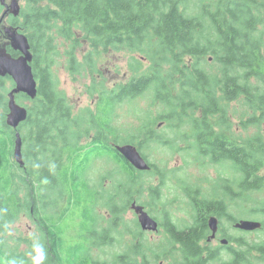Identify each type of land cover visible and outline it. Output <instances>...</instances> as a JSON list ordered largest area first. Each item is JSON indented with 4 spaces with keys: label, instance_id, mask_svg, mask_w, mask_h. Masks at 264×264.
Listing matches in <instances>:
<instances>
[{
    "label": "flooded vegetation",
    "instance_id": "obj_1",
    "mask_svg": "<svg viewBox=\"0 0 264 264\" xmlns=\"http://www.w3.org/2000/svg\"><path fill=\"white\" fill-rule=\"evenodd\" d=\"M10 16L12 17L13 14L9 10L4 21L0 24V34L3 33L5 25L9 23L8 18ZM82 23L84 21H78V24ZM75 29H79L78 33L74 30V37L77 40L80 39L81 41L82 34H85V39L81 41L80 46L86 44V51L84 56L81 59L77 58L74 60V63L88 74L104 76L103 72L98 69L105 56L101 49L105 47L100 46L97 47L98 50H95L92 42L94 36H91L81 26L75 27ZM123 47L128 50L129 57L134 54L138 55L135 58L133 56V62H130L129 71L136 75L135 78L142 79L148 73L155 74L157 72L156 76L159 79L164 77L166 80L164 83L159 82L156 87H149L138 94L142 95L146 92H148V96L152 94L158 102V106L164 109L163 112H166L162 114L163 112L159 111L158 116H151L149 111L141 108V114H148L149 119L146 122H141V125L135 129L137 133L134 136L129 137V135L122 136L119 134V131L114 126V115L118 104L129 100V98L117 99L113 104V108H111L113 99L100 103V93L108 90L113 96L119 97L123 94L122 92L125 88L132 84L135 79L133 78L134 76L123 84L112 86L109 89L106 87L101 89L99 100L95 103L94 109L84 110L81 116L73 114V108L70 104V108L62 106L64 111L60 117L62 119H74V121L67 125L69 130H66L64 121H60L58 124L60 128L58 140L59 162L56 164L46 163L43 173L44 177L36 183L37 185L42 183L43 186L44 184L51 186L46 188L51 200L43 203L38 202L39 204L37 203L36 206L41 210V213L35 212L34 207H32L30 214L33 223L38 225L42 233V249L48 257L46 260L47 264L65 263V252L72 251L79 245H84L85 248L89 249L93 264H111L112 262L109 259L106 262L103 258V255L108 254L109 248L121 245L122 241L127 243L129 240L137 243L138 247L143 246L147 236L155 237L153 233H163L164 239H168L171 242L172 249H175L172 251L174 253L170 259H164L171 264H231L239 262L242 248L240 239H244V233L260 231L243 230L238 228L236 223L242 218L253 219L242 216L239 206L242 199L246 200L247 193L257 191L256 188L244 190L242 187L252 186L256 181V176L263 178L262 186L264 185V162L261 163L257 171L252 169L256 164V157L253 154L257 151H264V148L255 147L257 133L254 130L248 133V137L243 138L240 136V127L235 130L230 123L227 125L224 123V119L228 118L224 114H202L203 106H208V90L200 81L199 74L208 76L210 69L206 64H208L209 60L212 61L216 57L215 54L208 53L210 45L207 29L205 27L204 29L198 28L192 32L188 51L181 55L180 63L176 67L170 59H158L156 62L158 66L153 67L155 63L152 61L150 54L147 52L148 56L141 54L144 53L142 47H137L136 50L128 45ZM214 47V45H211V48ZM217 48L219 49L218 46ZM105 49H109V51H105V54H111V50L120 49V47L108 46ZM92 55L99 58H92ZM169 55L167 53L161 57L166 58ZM148 62L150 66L144 69V63ZM105 94L109 96L108 93ZM219 94L221 95V90ZM110 112L111 114L109 115ZM69 113H71L70 116ZM250 118H248V121L250 120L249 125L253 126L256 123L255 116L252 119ZM178 123H185L187 129L186 138L193 139L194 143L191 144V147L189 145L186 147L184 145L175 147V150L186 149L192 153H197L203 161L217 165V176L211 178L210 190H204L189 180L184 185L177 186L174 183L170 185L168 181L163 179L164 173L161 172L159 165L151 162L145 153L147 145L153 141L171 146L170 140L172 139L169 133H174V127ZM164 125L171 128L173 132L165 131L163 129ZM247 138L252 141V145L242 148V143L245 144ZM84 139H88V141L84 142ZM199 139H202V141ZM102 142H105L108 146L107 152L101 150L100 144ZM124 144L135 145L141 155L147 160L150 168L139 169L129 161L118 149V146ZM80 146H87L83 150H88L89 152L91 147L96 148L97 146L98 152L104 155L101 157L100 155L95 156L94 159L97 161L102 159L106 162L109 160L111 169L115 167L114 169H117L118 173L124 175L127 180H129V176H136L137 183H140L142 177L146 174H150L151 177L156 176L158 183H153L156 188L152 192L149 189L146 191L152 196V199L155 201L159 197L161 201L170 196L175 198L183 196L185 209L179 210L178 214H175L174 211H166L164 207H161L160 202L140 203L135 193L122 195L124 189H122L120 184L107 185L106 181L108 179L102 182L101 190H99L97 183H100L101 180L93 181L91 177L93 162H90L89 166H87V155L84 156L82 154L81 156L79 150L75 152ZM214 147L216 148L214 149ZM221 148L222 150H220ZM218 149L221 151L218 154L220 157L216 158L206 154L208 151H216ZM94 153L96 152L94 151ZM242 153L244 154L243 160L246 162L243 161L245 170L241 167ZM196 158L198 157L196 156ZM51 167H56L54 173L49 172ZM83 168H85L84 177L80 179L78 175H81ZM247 169H249V173ZM50 174H54L55 179L44 181L45 176ZM72 176L73 179L71 178ZM171 176H173V173ZM29 182L31 184H29L28 190L32 194L34 192L32 187L33 180ZM54 182L55 185H53ZM80 182L88 185L90 195L89 199H86L87 202L95 204L97 202L105 203L106 201L104 207L107 209L101 212L103 214V224L100 225L99 223L96 205L94 212L88 215L90 219L87 224L84 223L87 217L85 213L91 212H84L79 207H74L72 210L71 208H65L67 198L61 197L65 192V187H68L67 192H73L75 189L69 185H78ZM208 185L209 183L206 180L203 186L206 187ZM171 186L173 187L171 188ZM117 201H122V203L117 204L115 211H113L114 204ZM207 201L221 202L225 209L219 207V211L207 213L204 215L206 219L202 220V212L197 207H200L199 203ZM134 203L141 205L153 217L157 224L156 230L143 229L139 222V213L132 207ZM160 207V211H153L155 208ZM129 208L135 214L134 221H136L137 226V233L131 235L127 232L126 221H123V219L128 218ZM212 217L217 219L215 235H213V230L210 227V219ZM192 229H194L193 239L195 241L193 242L197 252L187 254L186 252L190 251L189 248L194 250L191 244ZM149 232H152L151 234L153 235H149ZM235 234H241V236L236 237ZM245 246L246 251L249 249V253L244 264H253L251 263L253 245L250 247L248 243H245ZM158 263L162 264V259ZM142 264H150V261L144 260ZM240 264H242L241 261Z\"/></svg>",
    "mask_w": 264,
    "mask_h": 264
},
{
    "label": "trees",
    "instance_id": "obj_2",
    "mask_svg": "<svg viewBox=\"0 0 264 264\" xmlns=\"http://www.w3.org/2000/svg\"><path fill=\"white\" fill-rule=\"evenodd\" d=\"M23 5L20 15L12 16L7 24L19 29L29 38L33 53L31 64L39 82V90L34 99L22 92L16 94L17 101L23 103L24 100H30L33 105L28 106L27 119L17 129H13L7 123V116L9 114L8 93L15 83L10 76H0V231L12 223L19 213L31 214L32 207L35 212H39L41 210L36 204L51 200L46 192V188L51 186L36 183L44 177L46 163L59 162L60 128L58 124L64 121L66 130H69L67 125L74 121V119L60 117L64 111L62 106L64 105V108H70V106L66 96L57 88L52 65L56 60L55 56L58 55L59 38L66 36L71 39L75 27L81 26L94 36L92 42L95 50H98L97 47L100 46L107 48L128 45L134 50L142 47L155 63L153 67L158 66L156 63L158 59H170L176 67L180 63L181 55L188 51L192 32L205 27L210 45L208 53L215 54V61L221 67V75L218 74V76L223 74V80L220 81L211 71L208 76L199 74L200 81L208 90V106H203L202 114H224L221 104L238 99L240 96H244L248 103L255 107L257 113L264 114V37L263 31L260 30V24L264 23V0H198L196 1L198 8L195 12L190 11L189 7L192 5L189 0H23ZM3 9L4 5L0 0V14ZM78 21H84V23L78 24ZM207 23L208 27L205 25ZM211 45L215 47L211 48ZM3 46L13 56L20 54L10 42ZM167 53L170 54L168 57H161ZM67 54L72 59L71 62H74L75 55L72 50H68ZM156 73H148L142 79L135 78V75L132 84L128 85L119 97L113 96L108 90L101 91L100 103L113 99L111 104L113 108L117 99L136 98L143 90L152 86L156 87L159 82L164 83L166 81L164 77L159 79ZM253 77L257 79L255 86L252 83ZM4 78H7L5 83ZM17 131L20 132L23 142L22 165L14 157ZM199 140L202 141V139ZM249 140L247 138L246 143H242L241 147L252 145V141ZM85 147L87 146H81L80 151ZM255 147L264 148V139L259 133L256 134ZM91 149L96 152L94 157L104 155L98 152L97 146ZM218 150L208 151L206 154L217 158L220 157L218 154L221 153L222 148ZM253 155L256 157V164L253 167L250 166L253 171H257L264 162V151H257ZM243 157L242 153L241 167L245 170ZM92 160L93 158H88V162ZM55 169L56 167H51L49 172L54 173ZM84 172L85 168L82 169L81 175H78L80 179L84 177ZM247 172L249 173V169ZM71 178L73 179V176ZM49 179L54 180V174L45 176L44 181ZM128 179L137 181L136 176H129ZM31 180H33L34 190L32 194L28 190ZM262 180L263 178L256 176L252 186L242 187V189L261 190L264 187ZM69 186L75 191L67 192L68 187H65L61 197L67 198L66 208L79 207L84 212H91L85 213L87 217L84 223L87 224L90 219L88 215L94 212L97 203L86 201L90 195L86 183L80 182L78 185L70 184ZM199 206L197 209L202 212V220L206 219L204 215L207 213L219 211V207L225 209L221 202L213 201L199 203ZM259 213L264 214L262 211ZM261 220L263 226L260 231L264 236V219L261 218ZM193 236L194 229L191 231V244L194 250L189 248L190 251H187V254L197 252ZM244 243L248 242L241 240L239 262L231 264L246 262L249 249L242 257L246 250L243 248ZM252 248L264 255L263 240L258 241ZM139 250L142 251V248ZM133 254L137 255L138 251L133 249L128 253L130 259L134 261ZM124 257L125 254L120 255V258ZM64 259L63 264H93L91 252L84 245H79L72 251H66ZM120 260L124 261V264H134L133 261L127 263L124 259ZM0 264L30 263L24 259L22 253H17L16 250L0 243Z\"/></svg>",
    "mask_w": 264,
    "mask_h": 264
},
{
    "label": "rangeland",
    "instance_id": "obj_3",
    "mask_svg": "<svg viewBox=\"0 0 264 264\" xmlns=\"http://www.w3.org/2000/svg\"><path fill=\"white\" fill-rule=\"evenodd\" d=\"M6 1L9 3L11 0ZM196 1L198 0H189V3L192 5V7L189 8L192 12H195L196 8H198L196 6ZM19 4L20 8L22 9L24 6L23 0H19ZM1 15L2 13L0 14V17ZM8 20H11V16L8 18ZM7 25L11 26L9 24ZM205 25L208 27V23ZM74 30L76 33L79 31V29ZM74 30V35L71 39L67 38L66 36H61L59 38L58 55L55 56L56 60L52 66L58 90L66 96L68 103L73 108V114L75 116H81L84 113V110L94 109L95 103L99 100L98 97L101 89L104 87L109 89L112 86L123 84L135 76V74H132L129 71L130 62H133V56L135 58L138 55L134 54L129 57V54L127 53L128 50L123 46H120V49L111 50V54H105V51H109V49L102 48L101 50L105 56L102 59L98 70H101L104 76L100 77L99 74H88L84 72L83 69L78 67L74 62H71L72 59L67 54L68 50H72L76 60L77 58L81 59L86 51V44L80 46L81 41L85 39V34H82L81 41L80 39L77 40L74 37ZM260 30L263 31L264 37V23L260 24ZM4 33L5 32L3 31V34H0V42L2 45H6L9 42L7 35L5 36L6 33ZM141 54L148 56L146 51ZM91 57L99 58L95 55H92ZM149 66V62L144 63V69L148 68ZM206 66L209 67L210 71L213 72V75L217 76L220 81L223 80V74L222 76H218V74L221 75V67L215 61V59L212 61L209 60ZM4 79H6L4 83L7 82V78ZM252 83L254 86L257 84L256 77H253ZM14 87H12L11 90ZM17 102L25 107L33 105V102L30 100H24L23 103L20 101ZM221 106L223 107L224 116L228 117L227 119H224V123L226 125L230 123L235 130L240 127L241 137H248V133L254 130L255 133L261 134L264 139V114H259V112L257 113L255 107L250 105L244 96H240L238 99H235L232 102L225 101L224 104H221ZM141 108L145 111H149L151 116H158L159 111L163 112L164 110L162 107L158 106V102L154 99L152 94L148 96V92L138 95L136 98L133 97L130 100L119 103L114 115V126L116 127L117 131H119V134L122 136L129 135V137H132L137 133V130L135 129L141 125V122H146L149 119L148 114H141ZM254 116L256 123H254L253 126H250V120L248 121V118L251 117L250 119H252ZM163 129L167 132H173L171 128L167 127V125H164ZM186 130L185 123H178L177 126L174 127V133H169V136L172 139L170 142L172 143L171 146L173 149L171 146L153 141L147 145L145 153L151 162L157 163L159 165L161 172L164 173L163 179L168 181L170 185L171 183H174L177 186L184 185V183L188 182L189 180L204 190H210V183L212 180L211 178L217 176V165L203 161V159H200L197 153H192L186 149L175 150V147H182L183 145L185 147L188 145L191 147V144L194 143L193 139L186 138ZM83 141L86 142L88 139H84ZM100 145L101 150L107 152L108 146L106 143L102 142ZM78 150L81 156L83 154L84 156L87 155L88 158H93L91 163L93 162L94 165L92 167L91 177L93 181L101 180L100 183H97L99 190H101L102 182H104L105 179H108V181H106L107 185L112 184L114 186L116 183H118L122 186V189H124L122 195L127 193H135L140 203H149L154 201L152 196H150L146 191L149 189L152 192L156 188L153 185V183H158L156 176L151 177L150 174H146L142 177L140 183H137L136 180L130 181L127 180L124 175L119 174L118 170L114 169L115 167H112L111 169V166H109V160L107 161L108 164L102 159L99 161L95 160V153L92 149H90L91 151L89 152L88 150L80 151L79 148L75 150V152H78ZM196 156L199 159L196 158ZM88 158L87 166L90 164V162H88ZM172 173L173 176H171ZM206 180L209 185L204 187L203 184L206 183ZM172 187L173 186H171V188ZM246 195V200L242 199L240 201L239 209L241 215L246 218H253V220L262 221L261 218L264 219V214L259 212H264V189L253 192L251 191ZM154 202H160L161 207H164L166 211H174L175 214H178L179 210L185 209L183 196L176 198L170 196L161 201L158 197ZM121 203L122 201H117V203L114 204V208H116L117 204ZM164 203L165 205L163 206ZM105 205L106 201L105 203L97 202L96 204L100 225L103 224V214L101 212L107 209L104 207ZM161 207L155 208L153 211H160ZM72 209L74 208H71V210ZM38 213H41V211ZM134 217L135 214L129 208L128 218L123 219V221H126L127 232L130 235L137 233V226L135 223L136 221H134ZM151 233L149 232L148 234H155V237L151 238L147 236L143 246L138 247L137 243H133V241L129 240L127 243L122 241L121 245H116L112 248H109L108 254L103 255L104 261L107 262L109 259L112 262L111 264H124V261L120 260L124 259L128 263L129 261H133L130 259L128 253H130L133 249H136L138 254L135 256L133 254L135 259L133 261L134 264H142L144 260L150 261V264H159L158 262L161 259L162 264H171L169 261L164 260L170 259L174 253L172 251L175 249H172L171 242L168 239H164L163 233ZM262 233L263 232L261 231L244 233V239L241 240L248 242L251 247V245H256L258 241H264V236ZM235 236L240 237L241 234H235ZM42 238V233L39 230L38 225L33 223L28 212L19 213V216L16 217L12 223H9L5 229L0 231V243L6 245L7 248L16 250L17 253H22L24 259H27L30 264H47L46 260L48 257L46 252L42 249ZM139 248H142V251H140ZM243 248L245 250L246 246L244 247L243 245ZM244 252H246V250ZM122 254H125L124 258H120V255ZM251 254V263L264 264L263 254H259L254 248H252ZM243 256L245 255H242V257Z\"/></svg>",
    "mask_w": 264,
    "mask_h": 264
},
{
    "label": "water",
    "instance_id": "obj_4",
    "mask_svg": "<svg viewBox=\"0 0 264 264\" xmlns=\"http://www.w3.org/2000/svg\"><path fill=\"white\" fill-rule=\"evenodd\" d=\"M5 9L0 17V24L4 21L8 11L17 16L20 14L21 8L19 0H1ZM4 31L9 39L11 46L20 52L18 56H13L6 51V48L0 42V76H10L14 80L15 87L8 93L9 95V114L7 123L13 129H17L19 125L27 119L28 107L20 105L16 100V94L22 92L29 98H36L38 95L39 82L34 75L32 68L33 53L28 36L13 26L5 25ZM16 145L14 148V157L19 164H23V142L19 131L16 133ZM121 153L131 161L139 169H149L150 165L141 155L138 148L133 144H124L118 146ZM132 207L139 213V222L145 230H156L157 224L153 217L141 205L134 203ZM236 226L247 231L259 230L263 226V222L259 220L240 219ZM210 227L213 235L217 231V219H210Z\"/></svg>",
    "mask_w": 264,
    "mask_h": 264
},
{
    "label": "bare ground",
    "instance_id": "obj_5",
    "mask_svg": "<svg viewBox=\"0 0 264 264\" xmlns=\"http://www.w3.org/2000/svg\"><path fill=\"white\" fill-rule=\"evenodd\" d=\"M5 32V31H4ZM6 33V32H5Z\"/></svg>",
    "mask_w": 264,
    "mask_h": 264
}]
</instances>
